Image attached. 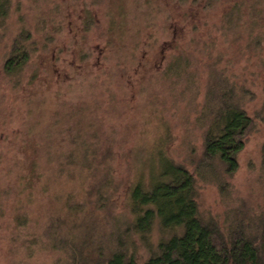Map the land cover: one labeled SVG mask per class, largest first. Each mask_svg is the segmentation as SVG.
Segmentation results:
<instances>
[{"label": "rangeland", "instance_id": "rangeland-1", "mask_svg": "<svg viewBox=\"0 0 264 264\" xmlns=\"http://www.w3.org/2000/svg\"><path fill=\"white\" fill-rule=\"evenodd\" d=\"M23 31L29 60L7 74ZM221 79L253 119L238 169L213 162L219 179L196 183L199 216L227 232L264 218V0H10L0 264H67L72 233L86 253L108 254L129 186L160 149L191 170L202 163L205 101Z\"/></svg>", "mask_w": 264, "mask_h": 264}, {"label": "trees", "instance_id": "trees-1", "mask_svg": "<svg viewBox=\"0 0 264 264\" xmlns=\"http://www.w3.org/2000/svg\"><path fill=\"white\" fill-rule=\"evenodd\" d=\"M237 7L234 4L233 9ZM9 10L10 0H0V20ZM28 36L23 31L15 39L3 65L7 74L19 71L29 60L25 44ZM217 86L205 101L210 119L203 136L202 163L191 170L160 149L159 163L151 169L148 166V174L140 171L129 186L128 216L112 232L115 243L109 253L103 255L94 246L86 253L84 245H77L78 234L72 233L66 239L67 264H264V218L255 225L232 224L223 232L217 224L199 216L197 179H219L221 174L211 165L213 162L232 175L253 124L236 98L234 85L221 79ZM90 160L85 152L84 161ZM136 238L146 247V257L138 254Z\"/></svg>", "mask_w": 264, "mask_h": 264}]
</instances>
